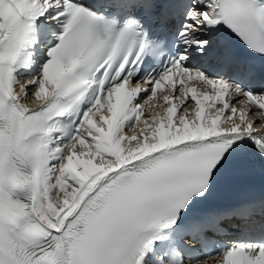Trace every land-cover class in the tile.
I'll use <instances>...</instances> for the list:
<instances>
[{"label": "snow or ice", "instance_id": "snow-or-ice-1", "mask_svg": "<svg viewBox=\"0 0 264 264\" xmlns=\"http://www.w3.org/2000/svg\"><path fill=\"white\" fill-rule=\"evenodd\" d=\"M246 165L264 0H0V264H264Z\"/></svg>", "mask_w": 264, "mask_h": 264}]
</instances>
